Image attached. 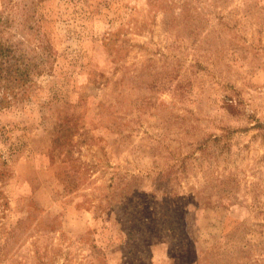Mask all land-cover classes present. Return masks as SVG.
Segmentation results:
<instances>
[{"label":"rangeland","instance_id":"1","mask_svg":"<svg viewBox=\"0 0 264 264\" xmlns=\"http://www.w3.org/2000/svg\"><path fill=\"white\" fill-rule=\"evenodd\" d=\"M0 264H264V0H0Z\"/></svg>","mask_w":264,"mask_h":264}]
</instances>
